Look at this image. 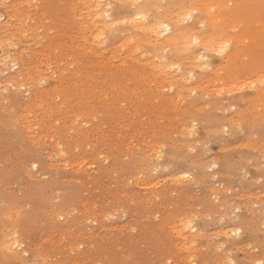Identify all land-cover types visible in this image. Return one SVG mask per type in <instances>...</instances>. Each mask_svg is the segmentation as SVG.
Returning <instances> with one entry per match:
<instances>
[{
	"label": "rangeland",
	"instance_id": "1",
	"mask_svg": "<svg viewBox=\"0 0 264 264\" xmlns=\"http://www.w3.org/2000/svg\"><path fill=\"white\" fill-rule=\"evenodd\" d=\"M206 1L0 6V264L264 261V0Z\"/></svg>",
	"mask_w": 264,
	"mask_h": 264
},
{
	"label": "bare ground",
	"instance_id": "2",
	"mask_svg": "<svg viewBox=\"0 0 264 264\" xmlns=\"http://www.w3.org/2000/svg\"><path fill=\"white\" fill-rule=\"evenodd\" d=\"M99 1H100V0H99ZM111 1H112V0H111ZM129 1H132V0H129ZM135 1H136V0H135ZM205 1H206V0H205ZM209 1H210V0H209ZM211 1H212V0H211ZM211 1H210V4H211ZM213 1H214V0H213ZM220 1H221V0H220ZM222 1H223V0H222ZM229 1H230V0H229ZM229 1H228V2H229ZM231 1H232V0H231ZM6 2H7V1H6ZM124 2H125V1H124ZM158 2H159V1H158ZM198 2H199V1H198ZM203 2H204V0H203ZM217 2H218V1H217ZM217 2H216V3H217ZM112 3H113V2H112ZM133 3H134V2H133ZM192 3H193V2H192ZM199 3H202V2H199ZM206 3H207V1L205 2V4H206ZM212 3L214 4V2H212ZM223 3H226V2L223 1ZM87 4H88V3H87ZM135 4H137V3H135ZM152 4H153V3H152ZM169 4H170V2H169ZM171 4H172V3H171ZM194 4H195V2H194ZM194 4H192V5H194ZM203 4H204V3H203ZM203 4H200V5L198 4V5H199V7H200V6L203 5ZM213 4H212V5H213ZM221 4H222V3H221ZM221 4H220V5H221ZM92 5H93V4H92ZM149 5H150V4H149ZM158 5H160V4L158 3ZM162 5H163V3H162ZM174 5H175V4H174ZM192 5H191V6H192ZM214 5H215V4H214ZM222 5L225 7L227 4H226V5L222 4ZM222 5H221V6H222ZM229 5H230V4H229ZM229 5H227V6H229ZM94 6H95V5H94ZM112 6H113V5H112ZM152 6H154V5H152ZM152 6H151V7H152ZM167 6H168V5H167ZM167 6H166L165 11H166L167 9L170 8V7L167 8ZM171 6H172V5H171ZM185 6H186V5H185ZM204 6H205V5H204ZM223 6H222V7H223ZM252 6H253V5H252ZM158 7H159V6H158ZM182 7H183V6H182ZM188 7H189V6H188ZM194 7H195L196 10L199 9V8H197L198 6H194ZM194 7H193V8H194ZM205 7L207 8V4H206ZM214 7H216V6H214ZM99 8H100V7H99ZM131 8H132V7H131ZM148 8H149V7H148ZM161 8H162V6H161ZM161 8H159V9H161ZM202 8H203V6H202ZM142 9H143V8H142ZM144 9H145V7H144ZM152 9H154V8H152ZM218 9H219V8H218ZM228 9H229V8H228ZM235 9H236V8H235ZM156 10H158V9H156ZM188 10H189V9H188ZM211 10H212V8H211ZM216 10H217V9H216ZM221 10H222V9H221ZM221 10H220V12H221ZM142 11H143V10H142ZM147 11H148V10H147ZM153 11H154V10H153ZM173 11H174V10H173ZM177 11H178V10H177ZM189 11H190V10H189ZM203 11H204V10H203ZM205 11H206V10H205ZM205 11H204V12H205ZM96 12H97V11H96ZM149 12H150V11H149ZM211 12H213V11H211ZM215 12H217V11H215ZM220 12H218V16H217V17H216V16L214 17V18H215L214 23H216V24L222 19V15H223V14L220 15V14H219ZM259 12H260V11H259ZM174 13H175V12H174ZM206 13H207V12H206ZM208 13H209V12H208ZM222 13H224V12H222ZM226 13H227V12H226ZM237 13H238V12H237ZM23 14H24V13H23ZM169 14H171V13H169ZM184 14H185V13H184ZM187 14H188V13H187ZM204 14H205V13H204ZM209 14H210V13H209ZM212 14H213V13H212ZM216 14H217V13H216ZM235 14H236V13H235ZM257 14H258V13H257ZM1 15H2V14H1ZM1 15H0V16H1ZM96 15H97V14H96ZM96 15H95V16H96ZM136 15H137V14H136ZM145 15H146V14H145ZM161 15H162V14H161ZM166 15H167V13H166ZM174 15H175V14H174ZM176 15H177V14H176ZM181 15H183V12H182ZM210 15H211V14H210ZM226 15H227V14H226ZM226 15H225V16H226ZM148 16H149V15H148ZM179 16H180V15H179ZM229 16H230V15H229ZM229 16H228V17H229ZM19 17H20V16H19ZM96 17H97V16H96ZM142 17H143V16H142ZM160 17H161V16H160ZM166 17H167V16H166ZM175 17H177V16H175ZM175 17H173V18H175ZM207 17H208V15H207ZM212 17H213V16H212ZM223 17H224V16H223ZM170 18H172V17H170ZM173 18H172V19H173ZM179 18H180V17H179ZM179 18H178V19H179ZM181 18H182V16H181ZM210 18H211V17H210ZM108 19H109V18H108ZM141 19H143V18H141ZM153 19H154V18H153ZM153 19H152V20H153ZM172 19L169 20V18H168V21H172ZM176 19H177V18H176ZM178 19H177L176 21H179ZM184 19H185V17H184ZM188 19H189V18H188ZM208 19H209V18H208ZM0 20H1V19H0ZM222 20H223V19H222ZM226 20H227V19H226ZM233 20H234V19H233ZM246 20H247V19H246ZM248 20H249V19H248ZM248 20H247V21H248ZM251 20H252V19H251ZM253 20H255V19H253ZM125 21H126V20H125ZM160 21H161V20H160ZM183 21H184V20H183ZM196 21H197V20H196ZM212 21H213V18H212ZM231 21H232V20H231ZM239 21H240V20H239ZM111 22H112V21H111ZM148 22H149V21H148ZM179 22L182 23V20L179 21ZM198 22H199V21H198ZM200 22H201V21H200ZM233 22H234V21H233ZM117 23H118V22H117ZM144 23H145V22H144ZM151 23H152V22H151ZM162 23H163V22H162ZM165 23H166V22H165ZM165 23H164V24H165ZM168 23H169V22H168ZM173 23H174V22H173ZM181 23H178V24H181ZM194 23H195V22H194ZM238 23H239V22H238ZM111 24H112V23H111ZM111 24H110V25H111ZM136 24H137V23H136ZM140 24H142V23H140ZM152 24H153V23H152ZM158 24H159V23H158ZM195 24H197V23H195ZM218 24H220V23H218ZM218 24H217V26H218ZM222 24H223V23H222ZM232 24H234V23H232ZM242 24H243V22H242ZM256 24H257V23H256ZM95 25H96V24H95ZM150 25H151V24H150ZM169 25H171L170 27H172V23L169 24ZM169 25H168V28H167V29L170 28ZM223 25H224V24H223ZM223 25H222V26H223ZM97 26H98V25H97ZM102 26H103V25H102ZM107 26H108V25H107ZM151 26H152V25H151ZM165 26H166V25H165ZM175 26H176V25H175ZM179 26H181V25H179ZM188 26H189V25H188ZM192 26H194V25H192ZM192 26H191V27L189 26V27L192 28ZM196 26H197V25H196ZM211 26H212V24H211ZM233 26H234V25H233ZM157 27H158V26H157ZM182 27H183V26H182ZM182 27L177 28L176 31H175V33H172V34L169 36V38L167 37L168 40H167L166 38H165V40H167V42L170 41L171 43H175V42L177 43V42L181 41V40H179V39H181L182 37L179 38V39H177L176 37H177V36L179 37V35H178L179 32L184 33V32L187 31V28H186V29L184 28V30H183V29H181ZM189 27H188V31H189ZM228 27H229V26H228ZM238 27H239V24H238ZM241 27H242V25H241ZM251 27H252V26H251ZM28 28H29V27H28ZM154 28H155V27H154ZM113 29H114V28H113ZM151 29H152V27H151ZM171 29H172V28H170V30H171ZM195 29H196V28H195ZM230 29H231V27H230ZM244 29H245V28H244ZM152 30H154L155 33L157 32V34H158V32H160V30H159L158 28H157V29L155 28V29H152ZM161 30H162V29H161ZM241 30H242V29H241ZM241 30H240V31H241ZM250 30H251V28H250ZM126 31H127V30H126ZM145 31H146V30H145ZM145 31H144V32H145ZM215 31H216V30H215ZM215 31H214V32H215ZM219 31H220V30H219ZM233 31H234V30H233ZM233 31H232V32H233ZM240 31H239V32H240ZM245 31H246V30H245ZM129 32H130V31H129ZM151 32H152V31H151ZM166 32H168V30H166ZM190 32H191V30H190ZM237 32H238V31H237ZM254 32H255V30H254ZM188 33H189V32H188ZM188 33H187V35L185 34L186 38H187V37H189V38L191 37L190 39H197L196 36L193 37L192 34H189V35H188ZM191 33H193V32H191ZM216 33H220V32H217V31H216ZM216 33H214V34H216ZM234 33H235V32H234ZM125 34H126V33H125ZM160 34H163V32H161ZM180 34H181V33H180ZM89 35H90V34H89ZM147 35H148V34H147ZM152 35H154V34H152ZM183 35H184V34H181V36H183ZM190 35H192V36H190ZM207 35H208V34H207ZM220 35H221V34H220ZM230 35H231V34H230ZM242 35H243V34H242ZM242 35H241V36H242ZM251 35H252V34H251ZM6 36H7V35H6ZM149 36H150V35H149ZM154 36H155V35H154ZM156 36H157V35H156ZM167 36H168V35H167ZM224 36H225V35H224ZM228 36H229V35H228ZM231 36H233V34H232ZM259 36H260V35H259ZM263 36H264V35H263ZM263 36H262V37H263ZM203 37H204V43H205L206 45H208L209 43H210V44H211V43L214 44L213 42H215V39H216V38H217V40L219 39L216 35H211V34H210L209 36H203ZM141 38H142V37H141ZM141 38H140V40H141ZM143 38H144V37H143ZM143 38H142V39H143ZM184 38H185V37H184ZM198 38H199V37H198ZM205 38H206V39H205ZM224 38H225V37H224ZM242 38H243V36H242ZM247 38H249V37H247ZM135 39H136V38H135ZM144 39H145V38H144ZM199 39H200V38H199ZM201 39H202V38H201ZM244 39H245V38H244ZM13 40H14V39H13ZM165 40H164V41H165ZM176 40H177V41H176ZM184 40H185V39H184ZM184 40H183V41H184ZM197 40H198V39H197ZM239 40H240V39H239ZM239 40H238V41H239ZM248 40H249V39H248ZM134 41H137V39L134 40ZM148 41H149V40H148ZM148 41H146V42H148ZM186 41H189V40H186ZM198 41H199V40H198ZM234 41H235V40H234ZM236 41H237V40H236ZM238 41H237V42H238ZM244 41H245V40H244ZM34 42H35V41H34ZM157 42H158V41H157ZM159 42H161V41L159 40ZM165 42H166V41H165ZM167 42H166V43H167ZM170 42H169L168 44H170ZM190 42H191V41H190ZM190 42H189L188 44H191ZM220 42H221V41H220ZM220 42H219V43H220ZM228 42H229V41H228ZM240 42H241V41H240ZM245 42H247V41H245ZM250 42H251V41H250ZM139 43H140V41H139ZM142 43H143V42H142ZM180 43H181V42H180ZM202 43H203V42H202ZM204 43H203V44H204ZM223 43H224V42H223ZM255 43H256V42H255ZM155 44H158V43H155ZM160 44H163V43H159V45H160ZM168 44H167V45H168ZM200 44H201V43H200ZM205 44H204V45H205ZM217 44H218V43H217ZM217 44H216V45H217ZM117 45H118V44H117ZM167 45H166V46H167ZM170 45H171V44H170ZM170 45H168V46H170ZM178 45H179V44H178ZM178 45H175V44H174V46H178ZM183 45L185 46V43H184ZM204 45H203V46H204ZM220 45H221V44H220ZM244 45H245V44H244ZM249 45H250V44H249ZM258 45H259V44H258ZM131 46H133V45H131ZM162 46H164V44H163ZM186 46H187V45H186ZM186 46H185V47H186ZM209 46H210V45H209ZM212 46H213V45H212ZM179 47H180V45H179ZM192 47H194V46L192 45V46L190 47V49H191ZM199 47H201V46H199ZM204 47H206V46H204ZM165 48H167V47H165ZM176 48L180 50V48H178V47H176ZM181 48H182V43H181ZM208 48H209V47H208ZM213 48H214V47H213ZM225 48H226V47H225ZM225 48H224V49H225ZM252 48H253V47H252ZM168 49H169V48H168ZM168 49H167V50H168ZM187 49H189V48H187ZM187 49H184V51L187 50ZM210 49L212 50V47H211ZM250 49H251V48H250ZM143 50H144V48H143ZM181 50H183V49H181ZM195 50H196V49H195ZM195 50H194V48H193V50H192V51H189V52H190V53H191V52L193 53ZM208 50H209V49H208ZM227 50H228V49H227ZM242 50H243V49H242ZM170 51H171V50H170ZM184 51H182V52H184ZM197 51H198V50H197ZM197 51H196V52H197ZM209 51H210V50H209ZM213 51H214V50H213ZM146 52H147V51H146ZM171 52H174V51H171ZM177 52H178V51H177ZM185 52H186V51H185ZM252 52H254V50H253ZM33 53H34V52H33ZM104 53H105V52H104ZM135 53H136V52H135ZM148 53H149V52H148ZM192 53H191V55H192ZM199 53H200V52H199ZM202 53H204V52H202ZM205 53H207V52H205ZM122 54H123V53H122ZM171 54H172V53H171ZM186 54H187V53H186ZM263 54H264V53H263ZM45 55H46V54H45ZM114 55H115V54H114ZM168 55H169V54H168ZM183 55H184V54H183ZM200 55H201V54H199L198 57H199ZM48 56H49V55H48ZM94 56H95V55H94ZM116 56H117V55H116ZM127 56H128V55H127ZM132 56H133V55H132ZM188 56H190V55H187V60L189 59ZM212 56H213V55H212ZM258 56H259V53H258ZM260 56H261V55H260ZM17 57H18V56H17ZM121 57H122V56H121ZM136 57H137V55H136ZM169 57H170V56H169ZM194 57H195V56L193 55V58H194ZM198 57H197V54H196V57H195L194 59H196V58L199 59ZM262 57H263V55H262ZM167 58H168V57H167ZM180 58L182 59V58H184V57H180ZM180 58H179V60H180ZM200 58H201V56H200ZM202 58H203V57H202ZM211 58H212V57H211ZM258 58H259V57H258ZM175 59H176V58H175ZM185 59H186V56H185ZM185 59H184V60L182 59L183 62H185ZM197 59H196V61L198 62ZM67 60H68V59H67ZM140 60H141V59H140ZM149 60H151V59H149ZM187 60H186V62H187ZM204 60H205V59H204ZM206 60H207V59H206ZM208 60H209V59H208ZM136 61H137V60H136ZM162 61H163V60H162ZM189 61H190V59L188 60V62H189ZM192 61H194V60L192 59ZM192 61H191V62H192ZM123 62H124V61H123ZM151 62H152V61H151ZM157 62H158V61H157ZM163 62H164V61H163ZM178 62H179V61H178ZM188 62H187L186 64H188ZM191 62H190V63H191ZM200 62H201V61H200ZM224 62H225V61H224ZM236 62H237V61H236ZM249 62H250V61H249ZM179 63H180V62H179ZM190 63H189V64H190ZM192 63H193V62H192ZM192 63H191V64H192ZM195 63H196V62H195ZM195 63H193V64L195 65ZM201 63H202V62H201ZM145 64H146V63H145ZM152 64H153V63H152ZM163 64H164V63H163ZM165 64H166V63H165ZM181 64H182V63H181ZM199 64H200V63H199ZM169 65H170V64H169ZM169 65H168V66H169ZM183 65H184V64H183ZM197 65H198V64H197ZM210 65H211V64H210ZM234 65H235V64H234ZM152 66H153V65H152ZM177 66H178V65H177ZM199 66H201V65H199ZM240 66H242V65H240ZM37 67H38V66H37ZM170 67H171V66H170ZM180 67H181V66H180ZM20 68H21V67H20ZM20 68H19V69H20ZM33 68H34V67H33ZM204 68H205V67H204ZM230 69H231V68H230ZM236 70H237V68H236ZM214 71H215V70H214ZM22 72H23V71H22ZM174 72H175V71H174ZM258 72H259V71H258ZM161 73H162V72H161ZM165 73H166V72H165ZM200 73H201V72H200ZM223 73H224V72H223ZM21 74H22V73H21ZM23 74H25V73H23ZM203 74H204V73H203ZM222 75H223V74H222ZM217 76H218V75H217ZM249 76H250V75H249ZM141 77H142V76H141ZM172 77H173V76H172ZM181 77H182V76H181ZM188 77H189V76H188ZM203 77H204V76H203ZM160 78H161V77H160ZM224 78H225V77H224ZM229 78H230V77H229ZM229 78H228V79H229ZM231 78H232V77H231ZM239 78H240V77H239ZM147 79H148V78H147ZM178 79H179V78H178ZM186 79H187V78H186ZM245 79H246V78H245ZM254 79H255V78H254ZM128 80H129V79H128ZM174 80H175V79H174ZM241 80H242V79H241ZM166 82H167V81H166ZM202 82H203V81H202ZM210 82H211V81H210ZM239 82H240V81H239ZM142 83H143V82H142ZM199 83H200V82H199ZM165 84H166V83H165ZM175 84H176V83H175ZM161 85H162V83H161ZM219 85H220V84H219ZM180 86H181V85H180ZM197 86H198V85H197ZM120 87H121V86H120ZM150 87H151V86H150ZM253 87H254V86H253ZM256 88H257V87H256ZM202 89H203V88H202ZM225 89H226V88H225ZM254 89H255V88H254ZM18 90H19V89H18ZM223 90H224V88H223ZM233 90H234V89H233ZM259 90H260V89H259ZM154 92H155V91H154ZM234 93H235V92H234ZM256 93H257V91H256ZM262 93H263V92H261V95H262ZM138 94H139V93H138ZM225 94H226V93H225ZM230 94H231V93H230ZM261 95H259V96H261ZM198 96H199V95H198ZM259 96H258V97H259ZM263 96H264V95H263ZM36 97H37V96H36ZM56 97H57V96H56ZM145 97H146V96H145ZM165 97H166V96H165ZM182 97H183V96H182ZM191 97H192V96H191ZM204 98H205V97H204ZM262 98H263V97H262ZM65 99H66V98H65ZM174 99H175V98H174ZM176 99H177V98H176ZM67 100H68V99H67ZM184 100H185V99H184ZM211 104H213V103H211ZM145 108H146V107H145ZM203 108H204V107H203ZM252 109H253V108H252ZM32 112H33V111H32ZM164 112H165V111H164ZM207 112H208V111H207ZM208 114H209V113H208ZM258 114H259V113H258ZM210 115H211V114H210ZM261 117H262V116H261ZM178 118H179V117H178ZM178 118H177V119H178ZM61 119H62V118H61ZM140 119H141V118H140ZM150 121H151V120H150ZM199 121H200V120H199ZM247 121H248V120H247ZM174 122H175V121H174ZM184 122H185V121H184ZM232 122H233V121H232ZM239 123H240V122H239ZM113 126H114V125H113ZM230 127H231V126H230ZM111 130H112V129H111ZM30 131H31V130H30ZM105 136H106V135H105ZM84 138H85V137H84ZM141 138H142V137H141ZM51 140H52V139H51ZM89 140H90V138H89ZM179 144H180V143H179ZM94 145H95V144H94ZM259 149H260V148H259ZM153 152H154V151H153ZM185 153H186V152H185ZM93 156H94V155H93ZM133 156H134V155H133ZM137 156H138V155H137ZM176 157H177V156H176ZM82 160H83V159H82ZM75 161H76V160H75ZM72 163H73V162H72ZM81 163H82V162H81ZM206 163H207V162H206ZM76 165H77V164H76ZM82 166H83V165H82ZM41 172H42V171H41ZM77 172H78V171H77ZM88 183H89V182H88ZM99 183H100V182H99ZM158 183H159V182H158ZM192 183H193V182H192ZM89 186H90V185H89ZM102 187H103V186H102ZM49 195H50V194H49ZM108 199H109V198H108ZM80 200H81V199H80ZM101 201H102V200H101ZM15 203H16V202H15ZM53 209H54V208H53ZM114 211H115V210H114ZM13 212H14V211H13ZM91 214H92V213H91ZM126 216H127V215H126ZM109 217H110V216H109ZM152 217H153V216H152ZM115 218H116V217H115ZM107 220H108V219H107ZM88 222H89V221H88ZM8 224H9V223H8ZM184 228H185L186 230L188 229V224H187V223L184 224ZM87 229H88V228H87ZM85 237H86V236H85ZM229 239H230V238H229ZM37 257H38V256H37ZM255 259H256V258H255ZM231 262H232V261H231Z\"/></svg>",
	"mask_w": 264,
	"mask_h": 264
},
{
	"label": "snow or ice",
	"instance_id": "3",
	"mask_svg": "<svg viewBox=\"0 0 264 264\" xmlns=\"http://www.w3.org/2000/svg\"><path fill=\"white\" fill-rule=\"evenodd\" d=\"M0 6H5V7L7 6L6 3H5V0H0ZM126 6L127 5H121V8L126 7ZM130 6L132 8H136L137 7V5L135 3L131 4ZM112 7L113 6L111 4L108 5V8H112ZM261 7H264V3H262ZM104 15L105 16H108L109 14L107 12H105ZM188 15L191 16V13H188ZM113 27H115V25H113ZM100 38L102 39V37H100ZM198 43H199L198 40L192 39L191 44L190 45H187L186 48L187 47H191V45H195V44H198ZM223 47H226V45H224V46L221 47V51L220 52H217L216 53L217 55H220L221 54V52L223 51ZM165 51H167V49ZM175 67H177V66L176 65H173V68H175ZM262 83H264V81H262ZM188 226H191V220L188 221ZM17 246H19V245H17ZM25 255H27V253H25ZM36 264H39V261H37ZM258 264H264V261H260V262H258Z\"/></svg>",
	"mask_w": 264,
	"mask_h": 264
}]
</instances>
